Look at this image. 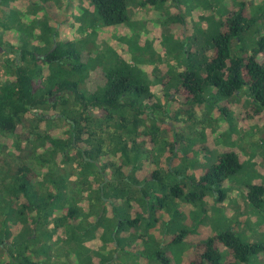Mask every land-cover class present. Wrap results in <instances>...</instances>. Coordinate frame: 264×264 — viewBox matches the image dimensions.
<instances>
[{"label": "trees", "instance_id": "obj_1", "mask_svg": "<svg viewBox=\"0 0 264 264\" xmlns=\"http://www.w3.org/2000/svg\"><path fill=\"white\" fill-rule=\"evenodd\" d=\"M157 1L165 3L143 0L141 5L157 7ZM89 3L86 25L91 33L81 39L67 37L51 21L33 27L34 33L40 30L32 33L34 41L25 40L29 34L22 38L17 25L0 23L5 33L13 28L20 32L15 45L5 40L4 33L0 36V49H4L0 54V137L14 139L17 152L11 155L21 161L12 173L10 164L0 161V212L4 218L0 264H48L54 235L75 242L71 252L85 254L79 264H118L122 229L140 219L126 220L117 207L126 211L127 206L139 205L138 211L134 207L137 215L151 221L157 210L169 212L168 201H199L242 168L239 153L232 151L222 154L200 180L173 168L172 157L167 171L163 170L156 152L161 136L170 131L174 157L180 152L181 139L189 135L185 125L197 127L192 125L194 108H219L227 116L222 104L245 96L257 113L264 111V3L252 7L240 2L238 10L221 23L210 46L201 49L202 57L198 56L200 46L197 53L179 47L182 71L178 66L170 68L175 72L168 76L169 70L159 81L167 89L166 96L174 88V94L183 100L176 111H166L161 103L149 105L150 87L156 83L110 45L101 52L96 44L101 29L114 30L129 23L128 0ZM171 17L168 13L165 27L173 25ZM176 20L185 26L183 17ZM192 57L198 60L196 64ZM132 59L146 62L137 55ZM93 72L97 82L92 78L89 86ZM174 81L173 87L167 84ZM28 120H32L29 128ZM32 141L37 144L34 158L24 149ZM57 164L63 165L64 173L56 169ZM69 173L78 182L69 180ZM97 177L101 181L92 183ZM164 190L168 195L157 196ZM248 198L256 207L264 204V184L251 187ZM10 219L17 229H9ZM96 235L106 250L90 256L83 243ZM135 240L144 242L142 237ZM219 247L226 248L229 257ZM255 248L235 232L226 231L200 246L188 264L247 262Z\"/></svg>", "mask_w": 264, "mask_h": 264}, {"label": "rangeland", "instance_id": "obj_2", "mask_svg": "<svg viewBox=\"0 0 264 264\" xmlns=\"http://www.w3.org/2000/svg\"><path fill=\"white\" fill-rule=\"evenodd\" d=\"M142 1L128 0L129 23L114 30L101 29L95 41L101 52L106 51L110 45L123 58L129 60L131 65L141 68L148 78L152 80L157 77L158 81V72H151L153 69L157 66L161 70H166V67L175 69L179 65L180 48H189L191 53H197L200 46L198 56H201V49L203 51L210 46L211 38L222 29L221 23L229 18L231 11L238 10L240 2L250 3L252 7L264 3V0H165V3L157 1V7H142ZM89 12V0L0 1V23L17 25V29L20 27L21 34H24L21 37L25 38V34H29L31 37L28 36L25 40L30 41H34L33 34L40 33L38 29L34 33L33 27L49 21L52 26L59 24L60 29H63L62 34L67 37L84 38L91 33V28L86 25L90 18ZM168 13L174 23L165 27L166 24L163 23L166 22ZM178 16L183 17V28L181 22L176 20ZM17 29L13 28V31L5 33V30L0 28V36L4 33L5 40L15 45L20 34ZM182 29L185 32V40L182 37ZM3 51L4 49H0V54ZM134 55L146 62L142 64L134 61ZM193 58L191 62L196 64L198 60ZM1 61L0 59V69ZM173 69L168 76L171 71L175 72ZM90 78L89 86H92V78L97 82L98 76L93 72ZM167 84L173 87L177 83L174 81L173 84ZM150 89L152 97L146 101L149 105L160 102L166 111H176L181 107L179 104L183 105L179 96L174 97V103L161 88ZM170 93L173 95L174 91L171 90ZM154 95L159 99L154 98ZM251 103L244 96L240 101L232 100L222 104L227 109V116H222L219 108L209 110L201 106L196 110L195 116L199 117L200 122L197 124L194 122L196 119L192 120V125L197 127L181 139L178 144L180 153L174 156L171 166L181 170L183 176L200 180L203 172L216 165L220 156L226 153L222 152V147L228 144V149L231 147L238 151L243 162L241 170L216 184L212 188L213 191L199 201L195 200L190 204L177 199L168 201L166 206L169 212L157 210L151 221L137 215L134 207L138 211L139 205L127 206L126 211L122 206L117 207L116 210H120L126 220L140 219L133 226L125 225L122 229L120 237H123L124 241L121 240V248L118 251V264H188L200 246L226 231L235 232L245 244L257 246L247 262L237 260L232 264H264V204L256 207L248 198L251 187L264 184V111L257 113ZM184 107L186 109L188 106ZM199 113L201 115H198ZM31 121L28 120L27 128L30 127ZM185 126L190 129L188 124ZM45 128L44 125L43 129ZM61 129L62 127L55 128L56 132ZM36 147L37 144L32 141L25 145L24 149L34 158ZM172 149V135L167 131L161 136V143L156 149L163 170L168 169L169 157L173 155ZM16 152L14 139L0 137V161L10 164V173L15 172L21 163L11 155ZM63 168L62 164L56 166L61 173H64ZM67 168L73 169V165ZM68 176L69 180L78 182L74 173H69ZM97 180L101 181V178L93 179L92 183ZM168 193L164 190L158 192L157 196L164 198ZM218 198L220 202H217ZM9 221V229H12V226L17 229L14 227V221ZM3 224L4 218L0 212V227H3ZM138 237H142L144 242L136 241ZM91 241L88 243L90 256L104 253L106 246L101 240ZM51 244L52 259L48 264H65L68 261L79 264L84 258L85 254L81 250L74 249V252H71L75 248V242H64L54 235ZM219 250L225 257H229L230 253L226 248L219 247Z\"/></svg>", "mask_w": 264, "mask_h": 264}, {"label": "crops", "instance_id": "obj_3", "mask_svg": "<svg viewBox=\"0 0 264 264\" xmlns=\"http://www.w3.org/2000/svg\"><path fill=\"white\" fill-rule=\"evenodd\" d=\"M202 23V22H201ZM185 32L183 31V29H182V37H184V40H185ZM131 37H133V36H131ZM191 38H193L192 36H191ZM183 40V41H184ZM180 56V55H179ZM181 57V56H180ZM170 70V68L168 67H166V70H164V69H162L161 70V68L160 67H156L155 69H153L151 72H154V71H157L158 72V76H159V78L161 79V77L162 78H166L167 76V74H168V71ZM179 72H181L182 71V68H178L177 69ZM156 78L157 77H155V78H153L151 81H154L156 84H155V86H154V84L153 85H151V87H152V89H155V88H161L162 89V91H165V95H166V93H167V89L163 86V84H161L159 81H157L156 80ZM161 84V85H160ZM173 91H175V89L173 88L172 89ZM171 91V90H170ZM174 97H178L176 94H174L173 93V95L171 94V96H170V98H171V100H174ZM154 98H158L157 96H155L154 95ZM159 99V98H158ZM156 103V102H155ZM160 103V102H159ZM174 103H176V101L174 102ZM179 106H181V105H179ZM180 108V107H179ZM178 108V109H179ZM198 108L199 107H196V108H194L195 110H194V112L196 113L197 111L196 110H198ZM198 115H201V113H199ZM193 118L194 119H196V121H194V122H196V123H199L200 121H199V117H197V115L196 116H193ZM188 130V132L189 133H191L194 129H187ZM223 144V143H222ZM228 145V144H227ZM225 146L224 148L222 147V152H232V151H236V152H238L237 150H233L231 147H230V149H228V146ZM232 146H234V145H232ZM180 152H178V154H179ZM172 156V155H171ZM240 156V155H239ZM174 157L172 156V159H173ZM169 159L171 160V157H169ZM241 159V158H240ZM172 162V161H171ZM243 163V162H242ZM100 234V233H99ZM56 236V235H55ZM58 236V235H57ZM101 240L100 239V237L99 236H97L96 235V237H92V238H86L85 239V241H84V243H83V246H85L86 248H89L88 247V243L91 241V240ZM92 242V241H91ZM101 242H103L102 240H101ZM140 242H142V241H140ZM104 244V243H103Z\"/></svg>", "mask_w": 264, "mask_h": 264}]
</instances>
